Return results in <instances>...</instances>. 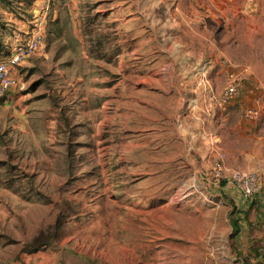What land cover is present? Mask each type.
<instances>
[{
	"label": "rangeland",
	"instance_id": "1",
	"mask_svg": "<svg viewBox=\"0 0 264 264\" xmlns=\"http://www.w3.org/2000/svg\"><path fill=\"white\" fill-rule=\"evenodd\" d=\"M19 1L48 16L0 101V264H264V0ZM223 59L259 86L229 107Z\"/></svg>",
	"mask_w": 264,
	"mask_h": 264
},
{
	"label": "built area",
	"instance_id": "2",
	"mask_svg": "<svg viewBox=\"0 0 264 264\" xmlns=\"http://www.w3.org/2000/svg\"><path fill=\"white\" fill-rule=\"evenodd\" d=\"M45 26V18L41 14L36 15L29 31L17 37L12 44L10 54L0 59V101L11 97L20 79V70L43 47L46 38ZM221 65L227 71V83L219 97L221 106L234 105L244 93L246 83L254 84L256 88H259L258 83L251 78L248 66L234 64L226 59L221 60ZM261 116L259 106L245 110V117L248 120H259ZM224 163V159L220 158L214 166L215 178L218 181L227 178L224 175ZM228 180L245 198L254 197L261 188L259 177L255 173L235 171Z\"/></svg>",
	"mask_w": 264,
	"mask_h": 264
},
{
	"label": "crops",
	"instance_id": "3",
	"mask_svg": "<svg viewBox=\"0 0 264 264\" xmlns=\"http://www.w3.org/2000/svg\"><path fill=\"white\" fill-rule=\"evenodd\" d=\"M42 1H46L45 3H48L50 0H37V3L39 2H42ZM141 1H144V0H141ZM152 2L154 1V0H151ZM157 2H159V0H156ZM179 9L177 8L176 9V11H178ZM154 11L152 10V13H153ZM195 12L196 13H198L199 11H191L190 10V17H194V18H196V17H198V16H200V15H196L195 14ZM39 12H37V11H33V16H32V19L31 20H27L28 21V23H23L22 21H19L18 19H17V17L13 14V13H9V12H6V11H3L2 12V16H3V18H7V20L8 21H10V22H12L13 23V25H12V27L14 28V29H17V30H20L21 28H23V30L21 31V32H19V34H17L13 39H12V42L15 40V38H17V37H19L21 34H23V33H25V32H27V31H29V29H30V27H31V25H32V22H33V19H34V17L36 16V15H39L38 14ZM146 13V10H145V7L143 6L142 8H139V9H137L136 10V13L135 14H137V18H139V16L140 15H142V16H144V14ZM200 14H201V16H202V12H199ZM193 14H195V15H193ZM45 19H46V17L48 16V13L47 12H44L43 13V15H42ZM46 21V20H45ZM47 23V22H46ZM190 30V31H189ZM189 30H188V32H189V34H192V32L195 30V29H193V28H189ZM188 45L190 46V47H192L193 46V43L192 42H190V43H188ZM44 48V45H43V47L41 48V50ZM40 50V51H41ZM39 53V52H38ZM41 56L43 55V56H45L46 57V55H44V54H40ZM35 56V55H34ZM33 56V57H34ZM33 57H31V59L33 58ZM30 59V60H31ZM30 60L28 61V63L30 62ZM27 63V64H28ZM152 77L153 78H155L156 80H158V81H164V79H165V76H160V75H157V74H153L152 75ZM19 81H18V84H17V86L14 88V91H13V93H12V96L11 97H13V94L14 95H16V92H17V89L20 87V84H21V77L19 76ZM176 78V77H175ZM147 109H154L153 107H149V105H145V104H143ZM216 139V141L215 142H217V138H215ZM221 138H219V140H220Z\"/></svg>",
	"mask_w": 264,
	"mask_h": 264
},
{
	"label": "trees",
	"instance_id": "4",
	"mask_svg": "<svg viewBox=\"0 0 264 264\" xmlns=\"http://www.w3.org/2000/svg\"><path fill=\"white\" fill-rule=\"evenodd\" d=\"M33 1H35V0H33ZM1 2L3 3V5L0 4L1 5L2 12L3 11H6V12H9V13H13L17 18L19 17L21 20H25L26 18H27L26 20H31L32 19L33 12H30V13H28L26 15L24 13L19 12L13 6V0H0V3ZM19 4H22L21 0L19 1ZM2 12L0 14V28H6V29H8V27L3 23V21H1V19L3 17L2 16ZM13 29H11L12 34H13L12 37H10L9 40L4 45L6 48L3 47L2 41H1V38H0V53H1V59L10 54V50H11L12 44L14 42V41L12 42V39L16 36V32L14 33ZM225 183H226L225 181L222 182L223 185ZM239 224H240V220L239 219H233V221H232L233 235L238 234V232L240 230V225Z\"/></svg>",
	"mask_w": 264,
	"mask_h": 264
}]
</instances>
